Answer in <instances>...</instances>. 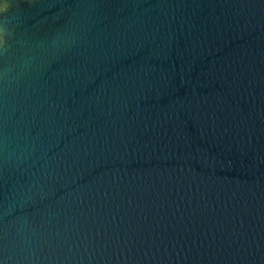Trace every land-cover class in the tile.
Segmentation results:
<instances>
[{
    "label": "water",
    "instance_id": "95a60500",
    "mask_svg": "<svg viewBox=\"0 0 264 264\" xmlns=\"http://www.w3.org/2000/svg\"><path fill=\"white\" fill-rule=\"evenodd\" d=\"M0 264H264V0H0Z\"/></svg>",
    "mask_w": 264,
    "mask_h": 264
}]
</instances>
